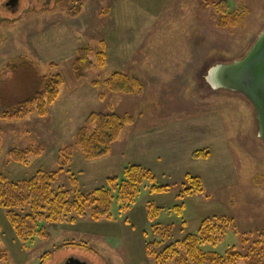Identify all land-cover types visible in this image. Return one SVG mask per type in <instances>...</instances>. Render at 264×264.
Masks as SVG:
<instances>
[{"label":"rangeland","instance_id":"rangeland-1","mask_svg":"<svg viewBox=\"0 0 264 264\" xmlns=\"http://www.w3.org/2000/svg\"><path fill=\"white\" fill-rule=\"evenodd\" d=\"M7 3L0 0V20H6L0 22V84L13 77L12 64L24 61L40 76H62L64 84L47 116L0 117V175L18 182L40 170L55 172L54 189L89 193L136 165L152 172L155 186L170 190L152 193L146 182L127 212L114 201L112 220L43 221L41 232L24 243L0 208V248L7 253L0 264H156L150 243L181 241L219 217L236 229L216 245L204 244L206 253L236 248L246 254L264 240V143L255 110L207 78L214 66L239 60L252 47L264 30V0H20L14 9ZM216 3L245 15L241 26H219ZM85 47L94 49L95 67L77 80L74 64ZM117 72L141 93L109 91L105 81ZM93 113L133 123L107 156L88 160L77 136ZM198 151L209 157L194 159ZM15 152H27L25 160L15 161ZM187 175L199 179L202 192L180 199ZM157 226L170 236L154 234Z\"/></svg>","mask_w":264,"mask_h":264},{"label":"trees","instance_id":"trees-1","mask_svg":"<svg viewBox=\"0 0 264 264\" xmlns=\"http://www.w3.org/2000/svg\"><path fill=\"white\" fill-rule=\"evenodd\" d=\"M221 4H214L216 13L222 15L218 25L223 28L241 26L245 15L227 13L226 8L222 9ZM5 21L0 20V22ZM93 54L94 49L91 47L78 51L74 64V75L77 80L86 77L95 67L91 61ZM97 58L98 65L104 66L105 53L97 54ZM11 70L13 77L0 84V117L22 118L35 111L40 117L47 116L48 106L55 103L64 84L62 76H40L36 68L26 61L12 64ZM98 85L99 83H95V86ZM105 85L109 91L116 93H141L139 84H135L129 76L118 72L106 80ZM132 123L131 118L93 113L88 118V126L79 131L77 145L88 160L103 158L111 152L112 145L120 138L125 126ZM91 125L94 126L92 132L89 130ZM26 155L27 152L12 153L13 159L17 162L25 160ZM192 157L203 159L208 158L209 154L198 151ZM57 174L40 170L29 180L18 182L9 181L0 175V208L7 210V217L18 239L23 243L32 240L35 234L41 232L37 228L43 221L59 223L68 220L70 223H75L76 218L87 217L95 221L112 220L111 211L114 201L120 205L122 213L127 212L135 204L146 182L152 185V193H167L170 190L169 186H155L156 181L152 172L136 165L125 169L122 178L108 179V188H99L89 193L79 188L74 191L54 189L53 184ZM200 185L201 182L197 177L187 175L179 198L185 197V194H190L192 191L202 192ZM178 215H181L179 211ZM152 217L150 213L149 218ZM162 229L161 226H157L154 234L159 232L160 235ZM229 229H236L230 219L225 217L206 219L196 234L187 235L181 241L165 247L155 241L148 245V249L155 256L156 264H238L243 259H246L247 264H264V249L260 248L264 240L250 247L246 254L236 248L229 249L224 255L215 252L206 253L203 250L204 244L216 245ZM161 235L166 238L170 236L168 231ZM247 242L248 240L243 238V244L246 245ZM81 246L86 247V245ZM48 256L47 253L44 258ZM6 259L7 253L0 248V261Z\"/></svg>","mask_w":264,"mask_h":264},{"label":"water","instance_id":"water-1","mask_svg":"<svg viewBox=\"0 0 264 264\" xmlns=\"http://www.w3.org/2000/svg\"><path fill=\"white\" fill-rule=\"evenodd\" d=\"M19 1L10 0L8 6L14 9ZM207 78L216 90L240 94L252 105L257 121V135L264 143V30L243 58L214 66ZM66 264L87 263L71 259Z\"/></svg>","mask_w":264,"mask_h":264},{"label":"crops","instance_id":"crops-1","mask_svg":"<svg viewBox=\"0 0 264 264\" xmlns=\"http://www.w3.org/2000/svg\"><path fill=\"white\" fill-rule=\"evenodd\" d=\"M231 100L238 102V104L244 105L243 101L240 98L234 97V98H231ZM257 131H258V129H257Z\"/></svg>","mask_w":264,"mask_h":264},{"label":"flooded vegetation","instance_id":"flooded-vegetation-1","mask_svg":"<svg viewBox=\"0 0 264 264\" xmlns=\"http://www.w3.org/2000/svg\"><path fill=\"white\" fill-rule=\"evenodd\" d=\"M10 0H8V3H9ZM8 3H7V6H8Z\"/></svg>","mask_w":264,"mask_h":264}]
</instances>
